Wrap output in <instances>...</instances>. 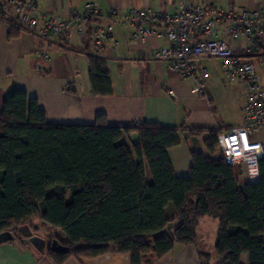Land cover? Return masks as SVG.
Returning a JSON list of instances; mask_svg holds the SVG:
<instances>
[{"label": "trees", "instance_id": "trees-1", "mask_svg": "<svg viewBox=\"0 0 264 264\" xmlns=\"http://www.w3.org/2000/svg\"><path fill=\"white\" fill-rule=\"evenodd\" d=\"M7 6L0 0V25L8 20L15 37L25 28L18 17L4 16ZM89 63L92 93L112 94L107 61L92 55ZM204 131L214 155L219 132H194ZM179 143V128L156 122L118 126L104 114L94 124L49 122L36 97L13 88L0 108V232L11 230L16 236L9 242L29 246L18 227L28 223L38 233V216L60 228L65 237H51L70 247L44 254L32 248L50 264L110 251L150 264L176 244L196 243L199 221L210 215L220 221L217 261L201 252V264H243L245 253L250 264H264V157L256 183L242 181V168L224 157L201 151L192 152L190 173L178 176L168 150Z\"/></svg>", "mask_w": 264, "mask_h": 264}, {"label": "crops", "instance_id": "crops-1", "mask_svg": "<svg viewBox=\"0 0 264 264\" xmlns=\"http://www.w3.org/2000/svg\"><path fill=\"white\" fill-rule=\"evenodd\" d=\"M26 1L36 2L43 13L59 14L68 20L72 19L73 11L84 12L86 4L92 1L101 17H94L91 22H87L82 31L75 26L69 37L26 29L11 37L10 23L8 20L3 21L0 25V108L13 88H23L30 97L38 99L49 122L94 124L98 114H104L112 125L128 126L136 121H148L177 127L180 129V143L170 147L168 152L178 176L190 173L193 151L204 152L213 158L221 156L219 151L214 155L209 154L205 145L208 131H194L199 128L215 129L222 134L239 125L243 119L246 88L225 76L222 58L203 57L199 60L210 72L207 95L200 96L193 78L181 77L169 68L166 58L157 54L160 48L171 45L161 26L154 28L156 34L148 40L138 41L132 37L138 29L136 26L118 22L114 29V40H107L98 52L91 39V27L97 21L121 19L133 7L174 11L182 2H191L256 10L264 7V0ZM11 14L14 12L11 11ZM255 35L259 50L257 48L256 52L245 54V48L251 46L247 38L233 39L228 33V23L222 25L220 33L222 39L254 63L264 81V32L258 28ZM92 55L107 61L113 86L110 95H95L91 91L89 56ZM69 86H73L76 92H70ZM261 137L264 139V135ZM131 139H138L136 130L132 132ZM207 217L216 219L213 221L218 223L212 249H206L199 241L200 225L210 223L206 222ZM37 221L33 223L39 226L42 221ZM219 226L218 218L203 216L197 227L196 243L176 244L164 256L153 257L150 264H201V252L211 253L212 262L215 263ZM39 232L45 236L50 234L42 230ZM51 234L65 237L61 229ZM44 259L19 241L0 243V264H50ZM242 262L250 264L248 254L242 255ZM63 264H132V257L130 253L110 251L97 257L71 256Z\"/></svg>", "mask_w": 264, "mask_h": 264}, {"label": "built area", "instance_id": "built-area-1", "mask_svg": "<svg viewBox=\"0 0 264 264\" xmlns=\"http://www.w3.org/2000/svg\"><path fill=\"white\" fill-rule=\"evenodd\" d=\"M11 11L26 30H38L41 34L54 32L61 37L71 36L75 26L82 31L89 20L101 17L92 1L86 4L84 12L73 11L70 20L59 14L49 15L39 11L34 1L9 0L4 16L13 17ZM118 22L136 26L138 29L132 37L138 41L148 40L156 34L154 28L161 26L171 45L160 48L157 54L169 61L172 71L181 77L193 78L200 96L207 95L210 72L199 60L203 57H220L224 60L225 76L245 86L247 99L241 123L219 134V149L224 151L227 162L242 168L246 181L258 182L259 161L264 157V139L261 137L264 135V81L254 63L222 39L220 33L222 25L228 23V33L233 39L245 37L250 41L251 46L245 48V54L256 52L255 32L258 28L264 32V7L250 10L191 2H182L174 11L133 7L121 19L97 21L91 27L96 52L107 40H114V29Z\"/></svg>", "mask_w": 264, "mask_h": 264}, {"label": "water", "instance_id": "water-1", "mask_svg": "<svg viewBox=\"0 0 264 264\" xmlns=\"http://www.w3.org/2000/svg\"><path fill=\"white\" fill-rule=\"evenodd\" d=\"M18 233L22 236V242L28 244L30 248H35L41 254H44L49 248L58 252L70 251V247L62 244L58 239L54 238L50 243L39 234L34 233L28 223L20 225L18 227ZM15 236L16 234L11 230L2 231L0 232V243L8 242L14 239Z\"/></svg>", "mask_w": 264, "mask_h": 264}, {"label": "rangeland", "instance_id": "rangeland-1", "mask_svg": "<svg viewBox=\"0 0 264 264\" xmlns=\"http://www.w3.org/2000/svg\"><path fill=\"white\" fill-rule=\"evenodd\" d=\"M219 151V154L221 156H225L224 155V151L223 150H218ZM244 172L242 171V175H241V178H242V181H244L243 178H245V175L243 174ZM38 220L37 222H41L40 218L37 216L35 218H33V222ZM213 220H216L212 217H207V221L206 222H210L209 224H201L200 225V228H199V237H200V243H202L206 249H212L213 248V244H214V239H215V235H216V231H217V228H218V223L217 221H213ZM48 229V230H47ZM42 230L43 233H47L49 232L50 234L51 233H57V230H60V229H57L55 227H50V226H43V224H39V231ZM51 230V232H50ZM48 234L47 236L51 237V235H54V234ZM199 243V244H200ZM45 262L47 261L46 259H44Z\"/></svg>", "mask_w": 264, "mask_h": 264}, {"label": "flooded vegetation", "instance_id": "flooded-vegetation-1", "mask_svg": "<svg viewBox=\"0 0 264 264\" xmlns=\"http://www.w3.org/2000/svg\"><path fill=\"white\" fill-rule=\"evenodd\" d=\"M37 234H39L40 236H42L43 238H45L48 242H52V240L54 239V238H52V237H49V236H45V235H41V233L40 232H38Z\"/></svg>", "mask_w": 264, "mask_h": 264}]
</instances>
